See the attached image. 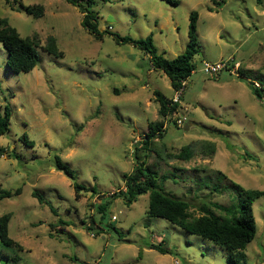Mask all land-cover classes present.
<instances>
[{"label":"rangeland","instance_id":"rangeland-1","mask_svg":"<svg viewBox=\"0 0 264 264\" xmlns=\"http://www.w3.org/2000/svg\"><path fill=\"white\" fill-rule=\"evenodd\" d=\"M21 1L43 5L45 13L35 18L13 0H0V18L22 37H36L40 52L31 72L15 73L0 43V112L7 104L12 109L0 145L20 156H0V189L21 190L0 201V216L12 215L9 235L23 247L0 243V264H228L226 248L149 216V194L128 206L119 192L137 165L136 147L140 160L158 171L159 185L189 201L195 216L203 204L239 205L236 184L264 191V99L250 86L264 87V0H111L94 6L101 32L152 35L169 59L185 51L190 13L198 12L200 51L178 108L191 124L184 130L166 121L162 140L170 154L192 141L215 143L213 158L197 152L189 161L161 160L153 151L159 138L142 148L149 124L161 119L154 91L174 95L170 79L153 68L147 53L109 34L89 33L80 10L66 0ZM49 36L63 57L46 52ZM230 58L241 62L245 76L202 71L204 60ZM23 135L34 146L24 144ZM57 155L75 180L55 168ZM75 181L86 188L79 199ZM253 210L258 232L247 246V264H264V196ZM163 240L171 253L150 248Z\"/></svg>","mask_w":264,"mask_h":264},{"label":"trees","instance_id":"trees-1","mask_svg":"<svg viewBox=\"0 0 264 264\" xmlns=\"http://www.w3.org/2000/svg\"><path fill=\"white\" fill-rule=\"evenodd\" d=\"M9 1V0H8ZM76 6L82 13V26L87 31L97 38H102L104 34H109L115 38L118 43H131L139 49L143 50L150 57V62L154 69L162 70L170 79L173 90H178L184 80L192 75L196 70L194 62L195 56L200 51L198 38V19L197 11L190 13V23L188 31V42L185 51L177 55L173 59L165 57V53H160L154 44L153 36L149 35L146 38L135 39L131 36H120L109 31L101 32L98 28L97 18L98 13L94 10V6L98 1L110 2L111 0H66ZM172 5H178L177 0H167ZM260 3L261 0H258ZM19 8L17 10L25 11L28 15L35 18L42 17L45 13L43 5L25 6L22 1L13 0ZM14 7V6H12ZM0 43L7 51V67L15 73L31 72L40 61L39 41L36 37H22L20 33L10 25L7 18H0ZM47 53L55 57H63L64 52L57 47L55 37L49 36L45 46ZM240 76H245L240 69ZM254 95L258 99H264V87H256L255 83H250ZM155 98L159 103L158 122L149 124V132L145 135L141 145L143 149H148L155 138H159V144L153 151L161 160L176 159L189 161L193 156L200 152L203 156L213 158L216 152L214 142L198 140L192 141L185 145L178 153L170 154L167 145L163 142L166 131V121H173V115L179 108L178 104H172V99L159 90L154 91ZM12 117V109L7 104L0 112V135H5L10 131ZM21 140L28 146H34V142L28 140L27 135H23ZM162 141V142H161ZM140 148L136 147L135 158L137 165L134 170L125 175V189L119 193L128 206L136 202L141 195L149 194V206L147 213L151 217L165 219L173 225L187 231L188 233L203 237L204 239L214 243L215 245L226 248L228 252V264H247V246L256 237L258 228L253 210V203L264 196V191L260 190H245L240 185L236 184V188L241 196L239 205L224 206L222 204L212 202V204H203L199 206V216H195L191 212V204L189 201L168 193L158 183V171L154 166L146 163L145 160H140L138 155ZM8 154L13 158H20L16 152H9L7 147L0 145V156ZM55 168L63 172L67 177L75 180V172L72 170L58 155L55 157ZM218 174L226 178V175L221 171ZM164 180V179H163ZM76 198L81 197V191L86 188L75 181L74 183ZM21 193L20 189L16 191L0 189V201L4 198H11ZM33 196L42 204L45 203L44 196L34 191ZM221 211V214H216L214 210ZM99 212L103 214L106 206L100 205ZM103 216V215H102ZM104 217V216H103ZM101 217V219H103ZM12 218L10 213L0 216V243L9 248H15L18 251H23L20 243L15 241L9 235V223ZM95 223V221H94ZM100 226V225H99ZM101 228V227H100ZM89 227L88 230H93ZM102 229V228H101ZM104 230V229H103ZM165 240L160 244H151L150 248L158 250L162 254L171 253L172 250L164 246Z\"/></svg>","mask_w":264,"mask_h":264},{"label":"built area","instance_id":"built-area-1","mask_svg":"<svg viewBox=\"0 0 264 264\" xmlns=\"http://www.w3.org/2000/svg\"><path fill=\"white\" fill-rule=\"evenodd\" d=\"M110 29V28H109ZM203 68L202 71L207 75L211 77H217L220 75V73L224 70L229 71L231 74L240 77V66L241 62L236 61L234 58H230L227 61L219 60L215 62H211L208 60H204L203 62ZM256 87H260L261 85L258 83H255ZM187 88V80H184L182 82L181 87L178 90L174 91V95L172 96V104H178L182 105V98ZM177 127L182 128L186 125L188 122V118L184 113H180L179 110L175 112L173 115V121H172ZM113 219H117L116 216L113 217Z\"/></svg>","mask_w":264,"mask_h":264},{"label":"water","instance_id":"water-1","mask_svg":"<svg viewBox=\"0 0 264 264\" xmlns=\"http://www.w3.org/2000/svg\"><path fill=\"white\" fill-rule=\"evenodd\" d=\"M191 122H187L186 125L184 126V130H188Z\"/></svg>","mask_w":264,"mask_h":264},{"label":"crops","instance_id":"crops-1","mask_svg":"<svg viewBox=\"0 0 264 264\" xmlns=\"http://www.w3.org/2000/svg\"><path fill=\"white\" fill-rule=\"evenodd\" d=\"M165 53V52H164Z\"/></svg>","mask_w":264,"mask_h":264}]
</instances>
